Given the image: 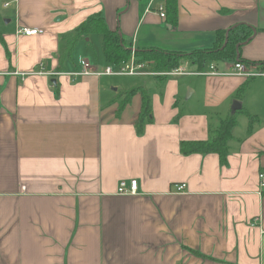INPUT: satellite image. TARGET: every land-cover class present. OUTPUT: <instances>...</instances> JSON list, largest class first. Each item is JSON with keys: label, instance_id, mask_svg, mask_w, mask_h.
<instances>
[{"label": "crops", "instance_id": "obj_1", "mask_svg": "<svg viewBox=\"0 0 264 264\" xmlns=\"http://www.w3.org/2000/svg\"><path fill=\"white\" fill-rule=\"evenodd\" d=\"M161 5L0 0V264H264V74L248 81L183 61L181 75L148 64L146 75L73 76L83 59L95 72L115 67L100 33L61 63L64 37L98 12L133 48L181 52L210 47L217 30L244 23L254 31L242 58L264 60V0H177L175 26ZM20 27L43 31L17 35ZM40 63L54 74L23 75ZM137 86L152 99L143 135L135 128L140 93L119 112V94ZM236 99L260 121L248 133L244 115L238 135L239 121L228 164L215 153L183 155L181 140L207 139L209 123L231 114ZM133 179L137 193H119Z\"/></svg>", "mask_w": 264, "mask_h": 264}, {"label": "trees", "instance_id": "obj_2", "mask_svg": "<svg viewBox=\"0 0 264 264\" xmlns=\"http://www.w3.org/2000/svg\"><path fill=\"white\" fill-rule=\"evenodd\" d=\"M167 22L175 26L178 18L177 0H165ZM253 28L244 23L237 24L228 29H220L216 32L215 41L212 46L196 48L191 52L171 51L161 48H133L122 34L120 28H110L105 16L94 13L84 20L65 38V49L61 55V63L73 60V54L79 42L93 33L103 35L102 49L106 59L116 65H123L131 60L132 53L135 54L136 62L145 65L151 64L155 72H168L181 65L183 61H189L197 65L198 69H205L208 63L216 67L223 61H243L247 65L259 63L264 66V60L260 62L249 61L242 58L241 47L253 35ZM227 39V42H226ZM239 56V58H238ZM153 71V72H154ZM158 76V75H157ZM158 77H161L159 75ZM254 78H248V81ZM249 82L243 84L237 91L236 97L241 98ZM58 91V89H57ZM142 95L141 112L135 122L136 133L143 135L147 124L153 121L152 99L149 90L144 86H137L126 90L119 95L124 96L121 101L119 112L122 111L131 98L136 94ZM120 97H118L119 99ZM246 115L249 119L248 133H252L256 123L260 121L257 114H252L242 107L235 113L226 116H218L209 123V136L207 139L181 140L180 151L183 155L215 153L219 156L221 165L228 164L231 152V143L236 140L234 130L239 125V115ZM198 253V252H196ZM199 254V253H198Z\"/></svg>", "mask_w": 264, "mask_h": 264}, {"label": "built area", "instance_id": "obj_3", "mask_svg": "<svg viewBox=\"0 0 264 264\" xmlns=\"http://www.w3.org/2000/svg\"><path fill=\"white\" fill-rule=\"evenodd\" d=\"M159 14L161 16V18L166 21L167 20V13L165 10L164 5L159 6ZM43 30L40 28H31V27H20L17 30V35H35V34H39L41 33ZM81 64V68L76 71L71 73L73 76H84V75H90V74H96V75H102V74H107V75H146L149 74L151 72L147 71L144 67L145 64L143 63H138L136 62V57L135 54L132 53L131 56V60L123 65H116L115 67L112 66H108L103 73L101 72H95L92 70L91 68V64L89 61L83 59L80 62ZM259 67L256 64H250L247 65L246 63H244L243 61H234L232 66L229 68V70L227 71H220L215 65L211 66V70L210 73L211 74H233V75H239V76H244L246 78H254V77H258L264 74V71L261 69H258ZM186 70L184 67H177L174 68L168 72H162V74L164 75H181L183 73H185ZM202 74L205 73H209V72H200ZM31 74H39V75H50V74H54L52 72H47L46 70V66L44 63H40L38 68L31 72V73H27V74H23L24 76L26 75H31ZM58 74V73H56ZM160 74V73H158ZM259 178H260V185H259V189L258 192L260 194H262V192L264 191V172H260L259 174ZM185 184H181L178 187L179 191H182L185 189ZM119 193L121 194H135L138 191V181L133 179L130 182V187L128 188L127 186V181L123 180L120 183L119 186Z\"/></svg>", "mask_w": 264, "mask_h": 264}, {"label": "rangeland", "instance_id": "obj_4", "mask_svg": "<svg viewBox=\"0 0 264 264\" xmlns=\"http://www.w3.org/2000/svg\"><path fill=\"white\" fill-rule=\"evenodd\" d=\"M146 69L149 70V68H146ZM153 71H154V69H153ZM115 78H117V80H129V79H132V78H135L136 79V77H132V76H116ZM144 78L150 79V80L151 79H154L153 76H145ZM143 80H145V79H143ZM246 118L247 117H245L243 114L242 115L241 114L239 115V121L242 122V126L237 129V134L238 135H241L244 132V129L246 127V124H245Z\"/></svg>", "mask_w": 264, "mask_h": 264}, {"label": "water", "instance_id": "obj_5", "mask_svg": "<svg viewBox=\"0 0 264 264\" xmlns=\"http://www.w3.org/2000/svg\"><path fill=\"white\" fill-rule=\"evenodd\" d=\"M250 39V38H249ZM248 39V40H249ZM247 40V41H248ZM226 42H227V39H226ZM246 42V41H245ZM245 42H243V43H245ZM238 58H239V56H238ZM240 108H242V103H241V101L240 100H238V99H236V100H234L233 101V105H232V113H235L238 109H240Z\"/></svg>", "mask_w": 264, "mask_h": 264}]
</instances>
